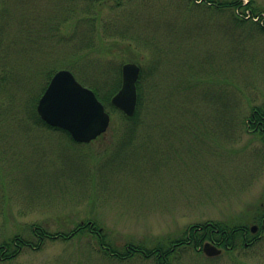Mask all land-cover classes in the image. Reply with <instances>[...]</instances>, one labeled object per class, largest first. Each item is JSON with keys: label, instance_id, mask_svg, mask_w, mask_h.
<instances>
[{"label": "rangeland", "instance_id": "374dc122", "mask_svg": "<svg viewBox=\"0 0 264 264\" xmlns=\"http://www.w3.org/2000/svg\"><path fill=\"white\" fill-rule=\"evenodd\" d=\"M222 1L210 0L205 12L194 0H120L118 8L108 1L97 9L100 28L89 0H0V242L16 234L35 240V224L61 234L94 221L119 249L153 247L207 221L257 224L264 132L244 122L264 106V30L234 19L248 0L230 11L217 9ZM251 1L249 9L264 12V0ZM117 20L131 22L127 33L136 37L107 39L99 49L95 35ZM123 59L144 73L133 128L114 112L105 134L83 145L30 119L51 71L72 67L101 90ZM261 235L230 257L188 249L171 264H264ZM0 264L153 261H111L82 235L45 240Z\"/></svg>", "mask_w": 264, "mask_h": 264}, {"label": "trees", "instance_id": "16d2710c", "mask_svg": "<svg viewBox=\"0 0 264 264\" xmlns=\"http://www.w3.org/2000/svg\"><path fill=\"white\" fill-rule=\"evenodd\" d=\"M91 1L92 8L95 9L94 12L96 14L95 20L98 26L100 27L101 25V19L99 17V12L98 8L100 6H104L103 3H106L108 1H112L109 5V8L112 7H119L120 0H89ZM196 1V0H194ZM210 0H205L201 4L204 5V8H200L197 6V9L200 12H205L206 10L210 9V7H207V3H209ZM239 0H224L221 2H216L217 9H226L230 11L234 6L237 5ZM250 0V4H251ZM200 4V3H198ZM197 4V5H198ZM200 4V5H201ZM201 5V6H202ZM98 9V10H97ZM253 10V9H252ZM255 12V9L253 10ZM232 12V11H231ZM235 20H238V18H234ZM241 21V20H240ZM95 23V27H96ZM242 23V22H241ZM106 24V23H105ZM105 24L103 25L102 29V35L100 33L96 34L95 37H99L100 42L97 44L98 48L100 49L102 47V44L105 40L110 39L112 41H116V38H119L121 40L127 39L131 36L136 37V34H128L130 30H132L131 22L129 24V27L125 28L126 26L124 25V20H117L114 22L113 25L107 26ZM105 25V26H104ZM101 28V27H100ZM260 30H264V27H258ZM139 29H134V31H138ZM124 31V32H123ZM133 31V30H132ZM119 34V35H118ZM114 38V39H113ZM137 40V39H136ZM114 41V42H115ZM108 45H112L111 43L106 42ZM105 44V45H107ZM129 49L131 48V44L127 43L125 45ZM109 47H104L102 48L103 51H108ZM96 48V50H98ZM84 58V57H83ZM135 61L134 59H130V61L127 60H121V63L117 67V74L116 76H113L112 82H106L105 86L100 89H97L95 87H92L88 84V82L80 76H76L74 73V69L71 67L70 64L72 61L67 62L69 70L72 71V73L77 77L76 79L81 82L83 85L91 88L95 95L98 97L100 102L104 105L105 109L110 113H118L122 119V123H124V126H129L130 128H133L136 125V118L138 114L140 113L142 101H143V85H142V80L144 81V73L141 70L138 82L136 84V89H137V107L134 115L132 117H126L123 115L121 112L117 111L115 108H113L110 104V100L112 96L118 91L121 85V78H120V69L121 66L126 63V62H132ZM57 71H51L50 74L47 75L45 84L43 85L41 92L35 96L33 103L31 105V113L29 115L30 119L33 120L35 123L37 122L38 125L46 126L40 118L37 116L35 107L36 103L40 97V95L43 93L45 90L51 76L53 73ZM52 73V74H51ZM4 75V74H2ZM3 76L1 77L0 81H2ZM115 79V80H114ZM1 91V90H0ZM246 125H250L252 129H254V132H257L255 129L260 123L264 124V106L263 107H253L251 112L249 113V116L246 118L245 122ZM126 130V128L124 129ZM132 130V129H131ZM63 132V131H61ZM132 132V131H130ZM66 137L73 143V141L70 139L67 133L63 132ZM262 217H264V209H261L257 213V218L256 220L259 221ZM243 226L241 225H236V224H221L219 221H207L203 223H198L189 226L183 234L178 237V238H171L167 239L166 242H160L158 244H155L153 247H147L142 244H126L124 248L119 249L115 245H113L109 238H107V234L103 232L101 227L98 226V224L94 221H83L79 224L76 225V227L71 231L70 233H50L48 232L45 228H43L40 224H35L32 225L31 227V235L33 237V241L31 239L26 240L20 237V235L16 234L13 235L6 240L0 242V262H7L12 259L16 255H18L22 250L24 249H32V248H38L43 241L45 240H54L55 238H60L62 240H68L71 239L72 237H78L82 235H89L91 238H94L95 241L98 244L99 251L102 253L103 257L111 260V261H117V262H123V261H128L133 259L134 257H140L142 259H152L153 264H171L173 260H175L177 257H174L172 253L178 252L179 256L184 250L191 249L195 253H200L197 248L201 247L204 242L206 241H214L217 246H220L221 248H224L225 245H233V241H235L236 237L240 236L243 232ZM186 242L188 243L186 247H182V245H186ZM182 247V249H181ZM226 250V249H225ZM229 250H226V252ZM175 258V259H174Z\"/></svg>", "mask_w": 264, "mask_h": 264}, {"label": "water", "instance_id": "95a60500", "mask_svg": "<svg viewBox=\"0 0 264 264\" xmlns=\"http://www.w3.org/2000/svg\"><path fill=\"white\" fill-rule=\"evenodd\" d=\"M140 68L135 63L121 67V87L111 105L132 117L137 104L136 83ZM36 112L48 126L68 132L77 143H89L105 133L110 116L92 90L82 86L68 70L57 71L38 100ZM256 227L252 226V232ZM202 252L215 257L221 250L205 243Z\"/></svg>", "mask_w": 264, "mask_h": 264}, {"label": "flooded vegetation", "instance_id": "af4514ba", "mask_svg": "<svg viewBox=\"0 0 264 264\" xmlns=\"http://www.w3.org/2000/svg\"><path fill=\"white\" fill-rule=\"evenodd\" d=\"M207 4L209 6H211L212 4H214V2L213 3L212 2L211 3L209 2ZM255 129H257L256 131L264 132V124L263 123H260ZM255 226H256V230H255L254 233L251 231V228L244 227L242 234L240 236L236 237L235 241H233V245H231V246L230 245L229 246L228 245H225L224 248H221L220 246H217L216 245L218 243H215L214 241L212 243H214L218 248H221L222 252L223 251H226V250H234V251H236V250L241 249V248H245V249L253 248V247H255L257 245V243L263 237L261 234L264 232V217H262L257 222V224H255ZM255 233H257V234H255ZM188 243L186 242V245L184 247H186ZM231 253H232V251L230 253L229 252H225L224 254L226 256L228 255V257H230V256H232ZM172 255L174 257H177L178 252L172 253Z\"/></svg>", "mask_w": 264, "mask_h": 264}]
</instances>
